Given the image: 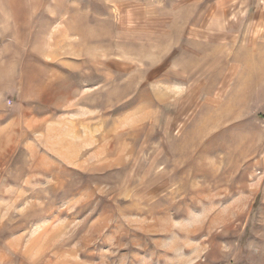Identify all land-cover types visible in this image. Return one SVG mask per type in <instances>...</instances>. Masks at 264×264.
<instances>
[{
    "label": "rangeland",
    "instance_id": "rangeland-1",
    "mask_svg": "<svg viewBox=\"0 0 264 264\" xmlns=\"http://www.w3.org/2000/svg\"><path fill=\"white\" fill-rule=\"evenodd\" d=\"M0 264H264V0H0Z\"/></svg>",
    "mask_w": 264,
    "mask_h": 264
}]
</instances>
